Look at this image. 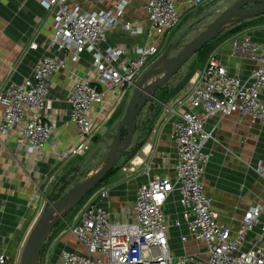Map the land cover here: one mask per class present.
<instances>
[{
    "label": "built area",
    "instance_id": "1",
    "mask_svg": "<svg viewBox=\"0 0 264 264\" xmlns=\"http://www.w3.org/2000/svg\"><path fill=\"white\" fill-rule=\"evenodd\" d=\"M212 1L189 0L185 9L188 13ZM38 2L54 20L53 38L45 45L49 55L36 62L30 77L1 84L0 138L12 137L18 148L42 156L58 128L50 98L51 81L76 65L83 54H89L90 71L81 79L75 78L70 89L69 123L77 128L78 140L60 153L61 161L67 163L87 155L95 133L113 119L160 54L161 42L153 38L161 41L169 37L180 27L185 14L176 0H144L145 20L122 25L131 36L146 35V43L131 49L120 46L101 51L99 46L107 34L121 25L125 0L111 10L90 13L71 6L68 0ZM227 45L233 56L256 64L250 79L230 76L217 53H210L199 78L191 82L187 96L178 102L186 110L174 126V175L154 177L138 187L135 201L126 210L103 209L95 204L97 198L109 199L107 188L90 196L74 216V223L68 225L84 252L63 251L59 264H264V225L261 233L247 242L248 235L261 225L264 200L247 210L233 232L219 223L204 184L212 157L206 151L213 139L212 133L205 130L209 119L238 116L253 125H264V38L256 42L249 32L241 31L231 35ZM38 48L36 42L29 46L30 50ZM256 172L264 181V161L258 162ZM176 192L188 230V236L181 237L185 250L181 255L171 249L170 229L180 227L182 222H172L165 213ZM43 199L35 194L30 200L40 215L45 207ZM190 237L195 252L187 251ZM0 264H9L2 251Z\"/></svg>",
    "mask_w": 264,
    "mask_h": 264
},
{
    "label": "crops",
    "instance_id": "2",
    "mask_svg": "<svg viewBox=\"0 0 264 264\" xmlns=\"http://www.w3.org/2000/svg\"><path fill=\"white\" fill-rule=\"evenodd\" d=\"M120 1L68 0V3L80 7L82 12L90 13L111 10ZM125 1L127 7L121 25L107 34L105 42L99 46L101 51L120 46L131 49L147 41L146 35L131 36L122 25L145 20L142 11L144 0ZM176 1L185 19L192 12L187 13L185 9V2L189 0ZM242 31L249 32L256 42L263 41L264 29ZM53 34V17L43 10L38 0H0V86L30 77L36 62L49 55L45 45L49 44ZM169 37L160 41L155 36L153 41L161 42L163 47ZM230 37L217 43L212 52H216L221 62L228 67L230 76L247 81L256 69V64L247 58L232 55L227 45ZM33 42L38 43L37 50L29 49ZM208 56H194L175 78L172 77L146 101L135 121L130 146L137 148L135 155L129 159L124 172L112 176L87 199L100 189L107 188L109 199L97 198L95 204L103 209L126 210L135 201L138 187L154 177L174 175L177 159L174 126L180 114L186 110L178 102L187 96L191 82L199 78ZM91 63V56L83 54L76 65L69 66L52 79L50 98L54 103L53 114L58 128L57 135L49 142L42 156L35 157L25 149L18 148L12 137L0 138V251L7 255L9 264H20L23 248L40 216L39 209L36 210L30 204L31 196L37 194L45 200L52 185L73 161L64 163L60 158L61 151L78 140L77 128L69 123L70 89L75 78L81 79L88 74ZM125 101L119 109H122ZM2 113L3 108L0 107V115ZM103 128L97 132L103 131ZM262 129L264 125H253L249 119L238 116L211 118L205 125V130L213 136L206 146V151L212 153L204 176L206 193L212 200L219 223L233 232L247 210L264 200V181L256 172L258 162L264 161ZM179 200L180 196L176 192L169 199L165 211L172 222H182L180 227L173 226L170 229V246L177 255L185 251L181 237L188 236ZM57 225L44 238L38 255L39 264H59L63 251L84 252L69 231L68 223L64 221ZM263 225L264 213L261 225L248 235V243L261 233ZM248 247L247 244L246 249ZM186 248L188 252H195L193 238H189Z\"/></svg>",
    "mask_w": 264,
    "mask_h": 264
},
{
    "label": "rangeland",
    "instance_id": "3",
    "mask_svg": "<svg viewBox=\"0 0 264 264\" xmlns=\"http://www.w3.org/2000/svg\"><path fill=\"white\" fill-rule=\"evenodd\" d=\"M236 1L238 0H214L209 4L192 11L184 19L180 27L176 31H174L172 35L167 39L163 47L161 46L162 48L161 53L145 70V72L139 78L137 85L141 82H144L145 85H149L156 82L159 78H161L164 75L162 69H165V67L168 65L169 59L176 57L191 41H193L196 37H198L226 10H228L231 6H233ZM252 6L253 7H250L249 9L241 8L239 14L243 16L238 17L233 22H231L221 32L219 37L215 41L209 44L206 53L201 57L203 58L207 57L208 54L212 52L213 47H215L217 43L226 41V39L230 36L231 29H233L237 25L245 24V29H253V30L264 29V6H257V5H252ZM245 15H254V16L245 18L244 17ZM250 18H254V21H252L250 24H247L246 20ZM178 74L179 73L174 75L173 78H175ZM134 91L135 88H133L130 91L129 97L126 98V101L124 102L122 109H119L117 111V114L113 117V119L106 125L105 128H103L104 130L95 133L91 147L87 155L78 160L74 159L73 161H71V163L68 165L64 173L58 178L57 181H55L47 197L44 200L45 207L43 212L51 205L49 203V197L51 196L53 191L54 190L59 191L61 188H63V183H64L63 180L64 181L66 180L68 185L67 186L68 190H66L62 194L64 196L69 190L76 187L79 183L93 176L98 170H100L108 162L109 155L112 152V146L117 133L118 126L122 121L127 105L131 97L133 96ZM261 132H264V129H262ZM123 138H124L123 140L124 142L126 139L125 132ZM128 161H129V155H125V156L123 155V158L117 165L113 176L124 172V169L127 168L129 164ZM110 178H108L106 181L108 182ZM78 181L80 182L77 183ZM105 182L102 185H104ZM86 201L87 198H85L74 209H72L69 213L65 215L63 220L67 222L68 225H72L74 223V216L84 206ZM39 218L40 216L38 217V220ZM38 220L36 221L35 225L37 224ZM63 220H61L60 222L63 223L64 222ZM37 264H39V262Z\"/></svg>",
    "mask_w": 264,
    "mask_h": 264
},
{
    "label": "water",
    "instance_id": "4",
    "mask_svg": "<svg viewBox=\"0 0 264 264\" xmlns=\"http://www.w3.org/2000/svg\"><path fill=\"white\" fill-rule=\"evenodd\" d=\"M248 5L264 6V0L236 1L233 6L226 10L198 37L191 41L176 57L169 59L168 65L165 69H162L164 75L161 78L149 85H145L144 82H141L136 86L134 94L127 105L122 121L118 126L108 162L93 176L79 183L76 187L69 190L60 200L51 204L40 215L37 224L30 233L23 248L20 264H31L34 254L38 253L39 255L44 238L50 230L63 220L67 213L74 209L92 192L97 190L117 167L123 158L124 152L127 151L132 144L135 121L146 101L152 97L157 90L163 88L198 52L215 41L231 22L236 18L243 16L239 14V11L241 8ZM253 16L254 15H245L244 17L248 18ZM124 130L127 132V137L123 142L122 133Z\"/></svg>",
    "mask_w": 264,
    "mask_h": 264
},
{
    "label": "trees",
    "instance_id": "5",
    "mask_svg": "<svg viewBox=\"0 0 264 264\" xmlns=\"http://www.w3.org/2000/svg\"><path fill=\"white\" fill-rule=\"evenodd\" d=\"M250 7H253V6L252 5H248V6L243 7V9H249ZM252 21H254V18L247 19L246 20V23L247 24H250ZM243 29H245V24H243V25H237L233 29H231L230 35H233L235 33L241 32ZM208 47H209V44L207 46H205L200 52H198L195 56H202V55H204L206 53ZM136 131H137V127H136ZM124 132H125V135L127 136V132H126V130H124L123 133H122V141L124 140V138H123L124 137ZM136 150H137V148L130 147L127 151L124 152V156L125 155H129V159H130L131 157H133L135 155V151ZM115 169L106 178V180L114 175ZM63 182H64L63 183V188H61L59 191L54 190L53 193L51 194V196L49 197V203L50 204H53V203L57 202L58 200H60L63 197V195H62L63 192H65L66 190H68V188H67L68 185H67L66 180L65 181L63 180ZM79 182L80 181H78L77 183H79ZM61 223L62 222H59L58 225H60Z\"/></svg>",
    "mask_w": 264,
    "mask_h": 264
},
{
    "label": "bare ground",
    "instance_id": "6",
    "mask_svg": "<svg viewBox=\"0 0 264 264\" xmlns=\"http://www.w3.org/2000/svg\"><path fill=\"white\" fill-rule=\"evenodd\" d=\"M38 253H35L32 259V263L31 264H37L38 263V257H37Z\"/></svg>",
    "mask_w": 264,
    "mask_h": 264
}]
</instances>
